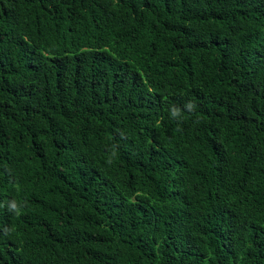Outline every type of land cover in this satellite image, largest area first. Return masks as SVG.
<instances>
[{
	"label": "trees",
	"instance_id": "trees-1",
	"mask_svg": "<svg viewBox=\"0 0 264 264\" xmlns=\"http://www.w3.org/2000/svg\"><path fill=\"white\" fill-rule=\"evenodd\" d=\"M0 264H264V0H0Z\"/></svg>",
	"mask_w": 264,
	"mask_h": 264
},
{
	"label": "clouds",
	"instance_id": "clouds-1",
	"mask_svg": "<svg viewBox=\"0 0 264 264\" xmlns=\"http://www.w3.org/2000/svg\"><path fill=\"white\" fill-rule=\"evenodd\" d=\"M189 107H191V105H189Z\"/></svg>",
	"mask_w": 264,
	"mask_h": 264
}]
</instances>
